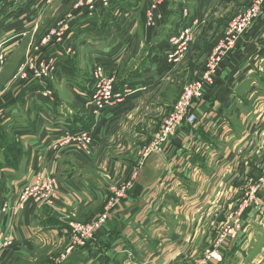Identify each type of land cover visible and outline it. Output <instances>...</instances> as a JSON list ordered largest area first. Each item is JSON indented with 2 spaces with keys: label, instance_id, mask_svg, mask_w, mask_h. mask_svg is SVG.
Masks as SVG:
<instances>
[{
  "label": "crops",
  "instance_id": "0c3cea01",
  "mask_svg": "<svg viewBox=\"0 0 264 264\" xmlns=\"http://www.w3.org/2000/svg\"><path fill=\"white\" fill-rule=\"evenodd\" d=\"M111 11L109 9V15H107L108 11H105L106 17L110 20H112ZM100 12L104 10L101 9ZM97 14L96 11L95 15ZM3 33L5 31L0 35ZM102 36V34L98 35V37ZM90 55L99 57V52L92 51ZM107 56L108 54L105 57ZM154 57L152 63H156ZM149 66L133 75L129 83L130 87L133 86L131 83L135 79L141 81L139 84L142 88L150 84L155 71L159 68ZM222 67L216 84L209 92L208 98L211 102L203 103L200 122L189 130L192 133L196 132L195 141L200 137V146L195 148L191 144L186 145L184 139L187 135L184 131L182 133L186 136L184 137L183 134L180 137L174 136L165 152L154 154L144 162L139 160L143 162L144 169L136 188L123 204V209L127 212L123 218V226L119 227L114 221L110 233L99 232L92 244L75 250L67 264H184V258L188 260L195 258L203 243L209 248L216 242L218 233L226 222L218 221L217 225L212 222L210 225L209 213L228 206L229 209H233L237 202H240L241 197L238 196L237 187L235 189L233 187L238 185L239 180L245 183L247 176L249 179L253 178L252 174H255L253 171L256 166L252 163L256 164L260 156L258 148L263 150L264 147V139L259 140L257 136L246 135L247 126L257 123L251 121L241 124L239 130L235 126L237 119L241 118V122H244V116L247 117L246 122L255 115L264 114V16L243 39L238 50L224 61ZM161 69L167 75L173 74V68L166 70L167 68L161 67ZM61 80L68 81L74 86L73 92L76 96L73 99L76 102L73 106L63 101L50 106L37 93H44L46 86L43 80L31 83V79L27 81L26 88L16 92L17 98L10 93L0 102V132L4 131L3 134L0 133V142L4 144L0 145V205L2 200H14L18 193L33 181L38 170L54 173L59 180L55 212L29 205L13 223L8 222L15 231V246L24 249L16 248L14 252L9 251L0 264H13L22 256L28 258V253L31 254L34 249L55 248L58 255L64 252L70 245V225L61 215L70 213L75 216L82 207H91L96 205L98 200H105L101 192L103 187L100 176L105 174L103 169L107 166L105 162H109L108 157H111L115 163V167L110 163L108 169L109 174L115 178L126 167L130 169L136 149L150 143L158 130L156 128L153 134L147 133L149 138L144 140V144L131 145L127 141L113 140L111 142L113 153L116 149L119 150V146L127 149L124 150V154L121 153L127 159L125 161L122 156L114 158V155L111 156L105 149L101 150V147L100 161L97 155L93 163L76 153L72 156L68 154L69 157L61 154L57 158L51 152L52 143L67 133H76L88 128L93 131L94 128L89 80L84 79L82 73L77 70L66 71ZM32 85L34 86L31 87ZM35 90L37 95L33 93ZM155 90L156 87L149 90L144 88L134 99L137 103L145 100L149 104L148 97ZM153 97L155 99L157 96ZM15 101L20 107H9L16 103ZM133 107L130 105V108L122 106L117 110L111 109L109 121L114 125L116 119L125 118ZM160 108H156L157 111H160ZM171 108L167 113L160 112V115L165 117ZM34 111L37 116L36 123L32 120ZM161 121V118L160 121L159 119L156 121L159 124L158 128ZM7 136L21 144L23 158L18 166L13 165L14 155L10 149H6L9 148ZM103 147L105 148V144ZM7 150L13 158L10 164L5 155ZM105 155V160L98 166ZM126 155H130V159ZM119 163L122 164V169L117 172L116 165ZM88 165L94 167L92 168L95 169L94 173L85 170ZM219 177L224 179L223 183L218 184ZM228 178L233 179L227 181ZM228 184L233 187L229 188ZM216 185L219 193L211 196ZM222 188L223 191H220ZM193 195L195 198H192ZM225 200L228 202L226 203ZM259 200L261 207L251 208L250 212L245 214L244 230L239 234V240L219 249L224 262L227 259H234L239 261L235 264H264V243H262L264 191L259 196ZM203 212H207L203 215L208 218V228L197 234L195 228L199 226ZM2 222L0 218V224ZM202 261L203 258L197 264H202Z\"/></svg>",
  "mask_w": 264,
  "mask_h": 264
},
{
  "label": "rangeland",
  "instance_id": "374dc122",
  "mask_svg": "<svg viewBox=\"0 0 264 264\" xmlns=\"http://www.w3.org/2000/svg\"><path fill=\"white\" fill-rule=\"evenodd\" d=\"M251 1L107 0V2H104L103 0H0V30H2L0 34L5 31V33L0 35V102L6 99L10 93L17 98L16 92L26 88V83L29 79H31V83L38 82V75H43L39 80H43L42 82L46 86L44 92L50 93V98L53 100L44 98L42 93L39 94L40 92H37V90L33 91V93L36 95L38 93V95L42 96L50 106L61 101L73 106V103L76 102L73 99L76 96L73 92L74 86L71 83L69 84L68 81L61 80V78L65 76L66 71L77 70L82 73L84 79L87 78L89 80L92 99L90 104L91 116L93 117L92 125L94 128L93 131L88 128L84 132L91 135L92 141L91 144H86L85 142L83 144L73 141L63 142L59 138L50 146L51 152L57 158L61 154H66L67 156L68 154L71 156L78 154L85 157L88 161H92V163L97 155L100 161V147L101 150L105 149L106 152L108 151L111 156L114 155V158L122 156L124 150L127 149L119 146V150L116 151V149L115 153H113L111 142L113 140L116 142L121 140L122 142L127 141L131 145H135L134 143L144 144V140L149 138L146 134H153L155 129H158L159 124L156 121L158 119L160 121V118L164 119L160 112H162L161 114L167 113L168 109L174 106L179 99L184 89L189 84L203 77L206 72V65L210 57L213 56L217 43L223 38L224 32L234 17L249 6ZM101 9L104 12H100ZM109 9L112 10V20L106 17L105 11H108L107 15H109ZM96 11L100 15H95ZM114 15L115 18H113ZM99 34L103 36L98 37ZM92 51L99 52V57L98 55L91 57L90 52ZM107 54L108 56L105 57ZM1 56L4 58H1ZM153 56H155L153 59L156 63H152ZM226 59L220 63L215 75L213 74L214 84L208 88L205 98L193 109L198 122H200L199 118L202 113L203 103L211 102L208 98L209 92L216 84L218 73L223 69L222 66ZM50 62L51 64H49ZM148 65H150L149 67L156 66L159 70L155 71L154 77L151 80L149 79L151 81L150 84H146L144 88L149 90L156 87V90L152 95H149V104L145 100L137 103L134 97L137 98L136 95L144 88L139 84L141 81L138 79L131 83L132 87H130L129 83L134 74L140 73ZM50 66L54 71L49 69ZM100 67L103 68L102 81L95 79L96 68ZM161 67L163 69L167 68L166 70L173 68V74H165ZM107 82L110 83L107 84ZM104 83L109 85L111 94L114 97L117 94H122L123 102L119 103L114 98L112 100L113 106L109 107L110 105H107L103 109L97 110L98 113L96 114L95 101L93 100V96L95 97L96 95L94 90L97 85L103 90ZM158 89H160L159 92ZM125 91H130V94ZM155 95L159 98L153 99ZM15 102L9 107H18V102ZM129 104L134 106L130 113L126 114L125 118L119 117V119H116L113 125L109 121V111L113 108L117 110L122 106L123 108L125 106L130 108ZM148 107L150 108L148 109ZM158 107H161L160 111H157ZM36 117V111H34L32 120L35 123ZM244 117L246 120L247 117ZM245 120L241 122V118L237 119L235 122L236 128L239 130L241 124L252 121V123H257V125L247 126L246 135L248 137L257 136L259 140L264 139V114L261 116L255 115L246 122ZM244 128L242 127V129ZM1 132L3 134L4 131L1 130ZM185 132L187 136L183 134L184 137L186 136L184 143L198 148L201 144L200 137H198L195 144V133L193 132V134L188 130H185ZM13 139L7 136L6 141L15 158L12 163L18 166L23 158L22 147L18 141H12ZM152 143L153 139L147 145L137 148L135 156L132 154L134 160H132L130 169L126 167L115 178L108 172L111 166L110 163H113L115 167L113 159L108 157L109 162H105L107 166L103 169L105 174L103 173L100 176L101 186L103 187L101 192L106 199L103 201L98 200L96 205L91 207H82L75 216L70 213L61 215L70 225V245L64 252L58 255L55 252L57 250L55 248L34 249L31 254L28 253V258L22 256L15 260L13 264H67L74 251L92 244L99 232L110 233L114 221L117 222L119 227H122L124 215L127 213L123 209V204L126 203V198L132 194V190L136 188L139 176L144 169V161L139 162V160H143L144 147ZM104 144L105 148L103 147ZM0 145L4 144L0 142ZM129 150L132 152L131 149ZM258 150L260 156L256 164L252 163V165L256 166L255 171H253L255 174H252L253 178L249 179L247 176L245 183H243V180H239L238 185L235 187L231 184L227 185L229 188L230 186L234 189L237 187L241 203L237 202L233 209H229L228 206L220 211H211L209 213L210 225L212 222L216 224L218 221H225L228 224L232 219L242 218L244 229L243 218L245 214L250 212L251 208L245 210L240 217L235 216V214L237 211L240 212L242 201L249 203L250 197L256 195L254 190L260 187V180L264 175V147L263 150L259 148ZM106 155L103 156L98 166L103 163L102 161L105 160ZM130 155H126L128 159H130ZM123 158L124 161L127 160L125 157ZM92 168L94 167L88 165L85 170L94 173L95 169ZM121 169L122 164H117V172ZM38 171L29 185L41 188L56 184L58 196L59 180L56 175L50 172L47 173L46 170ZM228 179L227 181H231L233 178ZM219 180L218 184L224 182L223 178L219 177ZM253 186H256V188ZM220 191H223V188ZM263 191L264 186L259 189L258 195H261ZM224 192H226L225 189ZM218 193L216 185V188L212 190L211 196H216ZM19 194L20 192L14 200H2L0 205V218L3 220L0 224V261L9 251L14 252L16 248L24 249L15 246V231L12 225H8L9 221L13 223L29 205L55 212L57 196L45 194V197H43L39 195L41 197L40 200L34 198L28 202L21 201L20 204H17L19 202ZM194 196L192 198H195ZM48 197L49 199L47 200ZM225 202L227 203L228 201L225 200ZM4 203H8V207L4 208ZM105 213H107L108 218L103 223H99ZM206 213L203 212L201 214L200 218L202 221L200 220L199 226L195 228L197 234L208 228V218L203 215ZM194 217L196 218L197 215ZM98 223L101 226L100 228L97 227ZM90 226L95 228L91 231ZM260 234L259 237L262 238ZM231 242H229V245ZM262 243H264V240ZM205 245L206 243L201 245V249L197 251L195 258L189 260L184 258V264L187 262L188 264H197L201 258L204 261V253L206 254L208 250H216L217 248V242H214L209 248ZM217 249L219 252L220 248ZM223 262L220 264L239 263L238 260L234 259H227L226 262Z\"/></svg>",
  "mask_w": 264,
  "mask_h": 264
},
{
  "label": "built area",
  "instance_id": "2783aa9c",
  "mask_svg": "<svg viewBox=\"0 0 264 264\" xmlns=\"http://www.w3.org/2000/svg\"><path fill=\"white\" fill-rule=\"evenodd\" d=\"M107 2V0H103ZM264 16V0H252L251 4L247 6L244 10L240 11L232 20L226 31L224 32L223 38L217 43L216 50L212 57H210L207 65L206 72L203 77L196 82L189 84L184 91L182 92L179 99L176 101L174 106L170 109L168 114L162 120V123L156 134L153 138V143L149 146L144 147V156L143 160L145 161L148 157L154 154H161L165 152L166 147L171 142L174 136L180 137L185 130H190L197 126L198 119L195 113L193 112L194 107L201 102L206 93L208 92V88L214 84V76L217 68L220 66V63L223 62L224 59L232 56L239 48L243 39L250 33V31L254 28V26L263 18ZM3 56H1L2 58ZM4 58V57H3ZM224 58V59H223ZM173 60V57H172ZM54 62V61H53ZM51 64V62L49 63ZM50 70L54 71L51 66ZM99 70V71H97ZM43 76V75H42ZM42 76L38 75V79ZM95 79L102 81L103 79V68H96ZM110 82H107L109 84ZM105 86L103 90H101L100 86L97 85L95 87V97L93 96V100L95 101V111L103 109L107 105L109 107L113 106L114 103L112 100H118L119 103L123 102V95L117 94L115 97L111 94V90L109 85L104 83ZM130 94V91H125ZM46 99L50 98V93L42 94ZM114 100V101H115ZM196 135V132H194ZM63 142H78L86 144H91L92 137L90 134L84 131H78L76 133H67L65 136L61 138ZM261 184L258 189H255V194L250 197V202L242 201L243 204L240 206V212H236L235 216H241V214L247 210L248 208H260L261 202L259 200V189L264 186V175L260 180ZM55 185L43 186L41 188H35L33 185H28L20 191L19 194V202H28L32 199L40 200L42 195L45 197L46 195H54L57 196V188ZM254 187V186H253ZM256 188V186L254 187ZM49 197L47 198V200ZM4 208L8 207V203H4ZM108 218L107 213L102 216V219L99 223H103L104 220ZM97 224V227L100 228V224ZM217 225V223L215 224ZM95 227L90 226L91 231ZM243 224L242 218H237V220L232 219L228 224L226 223L223 229L218 233L217 248H221L229 242L239 240V234L243 232ZM1 238V236H0ZM1 244V243H0ZM1 248V246H0ZM216 250H208L205 254V258L203 264H209L210 262H223V256Z\"/></svg>",
  "mask_w": 264,
  "mask_h": 264
},
{
  "label": "trees",
  "instance_id": "16d2710c",
  "mask_svg": "<svg viewBox=\"0 0 264 264\" xmlns=\"http://www.w3.org/2000/svg\"><path fill=\"white\" fill-rule=\"evenodd\" d=\"M6 149H10V148H6ZM5 155H6V159L9 161L8 163L10 164L13 161V158L10 156V151L7 150V152L5 151Z\"/></svg>",
  "mask_w": 264,
  "mask_h": 264
}]
</instances>
